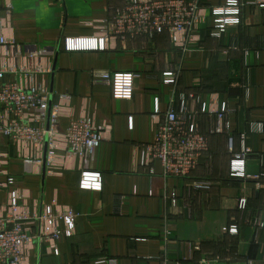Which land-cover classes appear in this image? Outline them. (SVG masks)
Here are the masks:
<instances>
[{
	"label": "crops",
	"instance_id": "crops-1",
	"mask_svg": "<svg viewBox=\"0 0 264 264\" xmlns=\"http://www.w3.org/2000/svg\"><path fill=\"white\" fill-rule=\"evenodd\" d=\"M124 3L0 0V29L8 38L54 51L43 59L52 63V71L38 74L36 81L49 85L51 111L57 108L60 114L58 130L65 132L71 119L87 118L106 127L105 139L86 163L61 143L51 158L53 170L46 155L42 164H28L15 143L1 139L0 215L7 214L12 191L22 195V210L57 203L77 213L74 233L54 250L48 242L30 244L22 264H108L107 259L161 264L164 248L168 264H264V226L259 225L264 219V8L246 6L241 24L220 37L211 35L212 15L206 10V18L183 37L184 45H175L165 32L120 38L104 50L65 49L66 38L97 36L96 25ZM172 70L180 72L177 85L164 83L163 73ZM95 71L133 73L132 98H114L110 85L94 81ZM16 80L5 74L0 84ZM181 92L198 97L200 103H191L196 110L202 102L212 111L222 102L231 109L226 115L230 133L210 132L218 125L214 112L198 116L209 135V152L186 178L167 176L159 161L141 164L137 153L155 141V120L172 106L179 108ZM245 148L250 150L246 176L233 177L232 161L242 158ZM85 169L101 173V190L82 188ZM196 180L209 181L211 187L196 189ZM173 192L175 205L168 197ZM241 199L245 208L239 206ZM59 227L65 228L64 221Z\"/></svg>",
	"mask_w": 264,
	"mask_h": 264
},
{
	"label": "built area",
	"instance_id": "built-area-1",
	"mask_svg": "<svg viewBox=\"0 0 264 264\" xmlns=\"http://www.w3.org/2000/svg\"><path fill=\"white\" fill-rule=\"evenodd\" d=\"M248 5L264 8V0H225L219 5H213L208 0H125L123 7L117 9L112 18L96 25L97 36L66 38L64 47L67 51L104 50L120 38H154L165 32L169 33L175 45H184L183 37L206 18V10H210L212 15L211 35L220 37L228 27L241 24L244 8ZM52 53L54 51L51 48L18 43L0 29V79L5 74L19 77L14 82L0 84V142L3 137H8L18 146L22 158L28 164H42L46 155V165L51 170L56 166L52 159L61 143H65L70 152L86 163L88 156L105 139L106 131V127L97 126L89 118L71 119L65 132L58 130L60 114L57 108L51 111L49 85L46 81H36L38 74L52 71V63L43 64V59ZM179 77V71L163 73L166 84L177 85ZM93 78L96 83L110 85L114 98L130 99L133 96L134 74L131 72L95 71ZM194 100L200 103L194 93H179V108L172 106L163 118L155 120V141L137 149L141 164L159 161L167 176L186 178L198 168L209 152V135L201 130L198 116L214 112L218 125L210 132H231V124L226 121L231 109L226 102L220 103L212 111L205 102L201 103L199 110L192 108ZM155 112L157 116L160 114L158 100ZM36 122L41 125L38 126ZM261 128L258 127V130ZM230 149L233 151L232 137ZM249 153L250 150L245 148L242 158L232 161L233 177L246 176V156ZM2 157L0 152V162ZM14 181V178H9L8 184ZM81 186L84 189L101 190V173L85 169ZM193 186L196 189H209L211 183L196 180ZM168 197L173 205L177 204L176 192ZM21 198L19 191L10 192L7 214L0 215V264H22L30 244L48 242L49 248L54 250L57 242L74 233L76 228L77 213L70 207L55 203L35 207L30 212L21 209L22 205L18 202ZM239 206L245 208L246 200L241 199ZM60 221H64V229H60ZM259 225L264 226V219L259 221ZM229 230L237 233L238 229L231 226ZM158 258L161 264H168L166 248ZM107 261L108 264H118L116 259Z\"/></svg>",
	"mask_w": 264,
	"mask_h": 264
}]
</instances>
